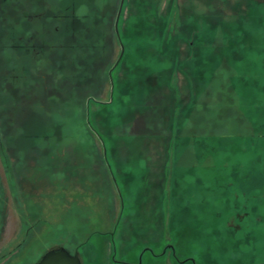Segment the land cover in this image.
<instances>
[{
	"label": "rangeland",
	"instance_id": "1",
	"mask_svg": "<svg viewBox=\"0 0 264 264\" xmlns=\"http://www.w3.org/2000/svg\"><path fill=\"white\" fill-rule=\"evenodd\" d=\"M60 246L264 264V0H0V264Z\"/></svg>",
	"mask_w": 264,
	"mask_h": 264
},
{
	"label": "water",
	"instance_id": "2",
	"mask_svg": "<svg viewBox=\"0 0 264 264\" xmlns=\"http://www.w3.org/2000/svg\"><path fill=\"white\" fill-rule=\"evenodd\" d=\"M35 264H82L78 252L60 246L47 250Z\"/></svg>",
	"mask_w": 264,
	"mask_h": 264
},
{
	"label": "flooded vegetation",
	"instance_id": "3",
	"mask_svg": "<svg viewBox=\"0 0 264 264\" xmlns=\"http://www.w3.org/2000/svg\"><path fill=\"white\" fill-rule=\"evenodd\" d=\"M242 208L245 209V205L242 206ZM244 209H241L239 212L237 211V212L234 213L233 220L235 221V219H236V220H237V221H236L237 223H234V221H233V222L231 221V222L233 223V225H234V227H235L236 229H238V228L240 227L239 222L242 221V220L244 219L245 215L247 214V212H246ZM168 249H170V250L172 251V255H174V254H173V253H174V250H173V247H172L171 245H165V246L163 247L162 251L160 252V255L162 254L163 256H165L166 253H167V250H168ZM147 250H148V249H147ZM75 251H77V250H75ZM73 252H74V251H73ZM73 252H70V253H73ZM152 253H153V252H152ZM153 254H154V253H153ZM78 256H79V255H78ZM40 258H41V257H40ZM180 262H181V263H183V262H192V263L194 264V260H193V258H191V257L184 258V259H182Z\"/></svg>",
	"mask_w": 264,
	"mask_h": 264
}]
</instances>
